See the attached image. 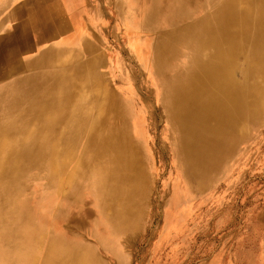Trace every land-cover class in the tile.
<instances>
[{"label": "rangeland", "instance_id": "obj_1", "mask_svg": "<svg viewBox=\"0 0 264 264\" xmlns=\"http://www.w3.org/2000/svg\"><path fill=\"white\" fill-rule=\"evenodd\" d=\"M111 1L101 5L109 16L104 27L108 34L103 35L97 29L95 33L88 31L89 38L83 39L81 45L86 54L77 55L74 50L48 52V68L64 73L68 79L69 88L64 91L70 94L69 98L49 111L31 113L28 110L31 97L23 99L15 104L14 114L0 130L1 133L17 123V133L9 135L5 145L9 151L3 150L5 166L11 164L7 155L11 147L22 146L30 137L39 138L41 143L45 133L51 134L53 141L61 130L67 133L66 137L80 131L77 141L67 147L70 150L67 156L74 158L62 170L55 186L46 189L50 198L43 205L39 202L47 184L43 166L40 163L25 166L28 155L37 156V150L43 152V147L37 142L32 153L19 149L26 156L23 161L16 160L22 166L25 163L24 167L3 179L4 183H16L21 188L14 200L0 211V264H16L18 251L24 253L18 264H264V107H260L258 116L241 132L235 149L215 172L202 179L187 178L169 140H165L169 134L160 105H153L154 92L147 94L145 89L149 85L146 76L149 70L136 55L129 53L132 37L122 35L116 27L115 0ZM95 5L102 10L100 5L92 3L89 15H93ZM130 6L131 2H126L123 9ZM135 34L145 47L150 44L151 36L146 30H137ZM112 52L119 58L121 70L116 65L114 69L116 62L107 60ZM97 54L107 58L98 69L96 89L90 83L72 80L74 72L67 70ZM44 70L41 66L39 70L19 71L20 78L0 80V116L11 111L12 101L6 100L11 99L14 89L22 92L28 87L22 85L33 81L24 76ZM91 72L89 66L83 70V74ZM142 79L144 84L139 82ZM127 82L136 96L143 98L144 121L153 127L151 124L149 133L141 139L135 134L136 128L129 125L136 140L133 150L138 152L137 169L143 176L136 183L135 194L115 202L103 197L104 182L92 173L89 164L83 168L81 156L88 139L84 129L89 131L95 119V114L90 112V98L96 95L101 99L109 93L125 97L119 86ZM42 85L38 90L40 95L44 93L45 84ZM57 92L55 88L52 94L58 97ZM102 102L98 108L104 114L105 101ZM130 102L137 104L132 97ZM73 113L77 117L72 118ZM60 115L63 119L59 118L60 127L54 131L56 116ZM67 122L69 129H65ZM59 146L61 150L54 161L57 164L64 161L65 150ZM72 194L73 199H65ZM66 207L69 209L65 216L59 217L60 208ZM117 208L125 210L126 217L118 219L113 228L110 215Z\"/></svg>", "mask_w": 264, "mask_h": 264}, {"label": "bare ground", "instance_id": "obj_2", "mask_svg": "<svg viewBox=\"0 0 264 264\" xmlns=\"http://www.w3.org/2000/svg\"><path fill=\"white\" fill-rule=\"evenodd\" d=\"M111 2L103 0L102 4ZM126 2H131V6L123 9ZM114 6L117 11V16L114 15L116 27L122 35L132 37L128 46L129 53L136 55L141 65L149 70L146 74L149 85L145 89L147 94L154 92L156 103L152 100L153 105L158 104L162 109L164 125L169 134L165 140H169L168 144L182 163L187 178L202 179L210 176L233 152L241 132L258 116L260 107H264V0H115ZM92 11L93 16L101 13L96 5ZM142 29L151 36L150 44L146 45L148 49L135 34ZM97 30L102 31L103 35L108 34L104 28L100 30L98 27ZM81 45L82 41L78 50H74L77 55L86 54ZM51 51L57 50H47L35 60L23 64V67L15 64L17 71L39 70L41 66L45 70L24 76L25 79L33 80L22 85L28 86L26 90L18 92L14 89L11 99L6 100L12 101L11 111L0 116V121H3L0 122V130L14 114L15 104L23 99L31 97L28 104L31 113L49 111L54 105L69 98L70 94L64 91L69 88L65 74L48 68V52ZM115 56V52H112L111 58L102 54L88 56L86 61L77 62L67 72H74L72 80L90 83L96 89L98 69L103 66V59L105 61L107 58L110 63L116 62L113 67L116 65L120 68V60ZM86 66L92 70L88 75L83 74ZM17 71L14 78H20ZM124 72L121 74L126 75ZM119 77L122 76L119 74ZM43 83L44 93L40 95L38 90L43 87ZM55 88L59 90L58 97L52 94ZM119 89L125 97L109 93L101 99L96 95L90 98V112L95 114V119L90 122L89 131L84 129L88 139L81 156L83 168L92 167V173L104 182H101L102 189L106 191L103 197L115 202L126 200L131 193L135 194L136 183L143 176L137 169L138 152L133 150L136 140L133 139L129 125L136 128L135 134L142 139L149 133L152 124L146 122V119L144 121L142 111L146 108L143 98L138 94L136 96L130 83L120 84ZM131 97L137 104H131ZM102 100L105 101L104 114L98 108L100 103L103 104ZM61 116H56L54 131L60 127V120L63 119ZM71 117L77 115L73 113ZM87 119L90 120L89 115ZM69 125L67 122L65 129H69ZM16 129L17 123H12L0 133V211L3 205L8 206L16 193L20 192V185H9L3 181L4 177L14 176L20 167H24L25 163L22 166L16 160L23 161L26 156L21 155L19 149L32 153L34 146L40 142L39 138L30 137L22 146L11 147V153H7L11 164L3 165L6 157L3 150H8L5 148L8 136L16 134ZM61 131L53 141L51 134L45 133L39 143L43 152L39 153L38 149L37 156L28 155L25 165L30 167L40 163L43 166L47 184L44 185L45 191L39 195L42 205L50 198L47 197L46 189L55 186L62 170L74 158L72 155L67 156V151H70L67 147L77 141L80 131L77 130L69 137ZM60 144L65 150L64 161L57 164L54 161L58 150H61ZM76 189L73 188L74 192ZM73 197L74 194L65 199L71 200ZM68 209L60 208V212L57 210L59 217L63 218ZM110 216L112 221L109 222L114 228L118 219L126 217V211L117 208ZM23 254L18 251L16 264Z\"/></svg>", "mask_w": 264, "mask_h": 264}, {"label": "crops", "instance_id": "obj_3", "mask_svg": "<svg viewBox=\"0 0 264 264\" xmlns=\"http://www.w3.org/2000/svg\"><path fill=\"white\" fill-rule=\"evenodd\" d=\"M92 3L104 5L103 0H0V80L14 77L16 65L23 67L47 50H78L88 31L109 20L104 7L100 16L89 15Z\"/></svg>", "mask_w": 264, "mask_h": 264}]
</instances>
